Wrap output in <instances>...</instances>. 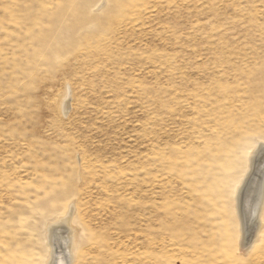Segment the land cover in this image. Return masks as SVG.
<instances>
[{
  "label": "rangeland",
  "instance_id": "obj_1",
  "mask_svg": "<svg viewBox=\"0 0 264 264\" xmlns=\"http://www.w3.org/2000/svg\"><path fill=\"white\" fill-rule=\"evenodd\" d=\"M260 144L264 0H0V264H264Z\"/></svg>",
  "mask_w": 264,
  "mask_h": 264
},
{
  "label": "bare ground",
  "instance_id": "obj_2",
  "mask_svg": "<svg viewBox=\"0 0 264 264\" xmlns=\"http://www.w3.org/2000/svg\"><path fill=\"white\" fill-rule=\"evenodd\" d=\"M69 108V101L64 103V110ZM249 171L239 183V190L236 192L235 202L241 215V225L245 227L246 233L250 232L248 223L245 218L247 215L256 217L257 229H259L260 214L264 206V144H260L254 150L253 155L249 159ZM245 221V223H244ZM69 221L59 220L48 226L50 242L52 247V257L49 264H70L75 247L76 231L67 229ZM250 222V221H249ZM71 228V227H70ZM67 229L69 232H66ZM252 232L250 237L252 236ZM258 235V234H257ZM255 236V235H254ZM244 242L247 241V236ZM253 240V239H252ZM248 241H250L248 239ZM64 245L67 248H64Z\"/></svg>",
  "mask_w": 264,
  "mask_h": 264
}]
</instances>
